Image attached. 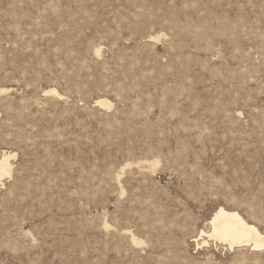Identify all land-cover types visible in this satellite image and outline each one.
Returning <instances> with one entry per match:
<instances>
[{"label": "rangeland", "instance_id": "rangeland-1", "mask_svg": "<svg viewBox=\"0 0 264 264\" xmlns=\"http://www.w3.org/2000/svg\"><path fill=\"white\" fill-rule=\"evenodd\" d=\"M0 86V264H264L194 241L264 231V0H0Z\"/></svg>", "mask_w": 264, "mask_h": 264}, {"label": "bare ground", "instance_id": "bare-ground-1", "mask_svg": "<svg viewBox=\"0 0 264 264\" xmlns=\"http://www.w3.org/2000/svg\"><path fill=\"white\" fill-rule=\"evenodd\" d=\"M159 36L152 37L153 39H158ZM101 49L97 47L95 49V54L99 55ZM9 88L0 86V95L7 93ZM43 95L53 96L58 99L64 97L55 87L45 88ZM65 98V97H64ZM93 104L101 108H111L114 103L106 97L99 96L94 99ZM113 108V107H112ZM2 150V148H1ZM16 152L3 150L0 153V182L3 184L5 178H11L13 172V162ZM155 158V157H154ZM143 159V161L138 162L141 166L147 164V168L153 170L158 164L157 159ZM141 160V159H140ZM131 164V163H130ZM129 165V163H128ZM139 165V166H140ZM127 166V165H125ZM143 167V166H142ZM141 168V167H140ZM143 168H146L143 167ZM123 170V169H122ZM147 170V169H146ZM148 172V171H147ZM119 174L116 176V180L120 183ZM122 189V188H121ZM124 192V191H123ZM208 230H200L197 233L198 238L194 239L196 245H200L199 239L202 236H206L214 241H219L225 243L230 249L234 247L248 246L253 251L264 252V231H261L256 224L248 222L238 211L234 209H227L223 206H218L209 218ZM105 226H107L105 224ZM109 230V229H108ZM123 234H126L133 245H141L144 241L136 237L129 229H123ZM206 240L201 242L202 245L206 244ZM198 248V247H197Z\"/></svg>", "mask_w": 264, "mask_h": 264}]
</instances>
